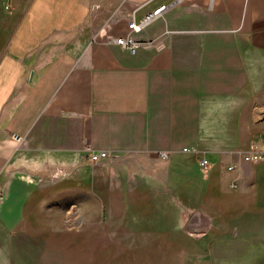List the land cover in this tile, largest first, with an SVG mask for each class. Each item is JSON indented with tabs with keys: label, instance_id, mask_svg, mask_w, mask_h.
<instances>
[{
	"label": "crops",
	"instance_id": "0c3cea01",
	"mask_svg": "<svg viewBox=\"0 0 264 264\" xmlns=\"http://www.w3.org/2000/svg\"><path fill=\"white\" fill-rule=\"evenodd\" d=\"M250 149L264 0H0V264H264Z\"/></svg>",
	"mask_w": 264,
	"mask_h": 264
},
{
	"label": "built area",
	"instance_id": "2783aa9c",
	"mask_svg": "<svg viewBox=\"0 0 264 264\" xmlns=\"http://www.w3.org/2000/svg\"><path fill=\"white\" fill-rule=\"evenodd\" d=\"M173 4L174 2L170 4H161L156 8L152 9L151 11L147 12L146 14H144L138 21H134V19L131 18L127 24V32L122 36L111 39V41L121 46L122 48L127 49L130 53H133L135 49L141 44V42L134 39L133 35L141 31L145 26H147L152 21L161 17L163 12L169 7H171ZM13 138L16 141L21 142V138L19 136L13 135ZM183 149L187 150V148H183ZM84 150L86 153L87 160L93 164L98 163L101 160L108 157L107 152L105 151L95 152L88 146L85 147ZM157 156L159 158H165L167 154L165 152H158ZM242 160L244 162H249V163L261 162L264 160V152L258 151L256 149H250L249 151L245 152L242 155ZM198 165L200 169L204 171L209 169L208 161L204 157L198 159ZM227 169L230 170L231 166H228Z\"/></svg>",
	"mask_w": 264,
	"mask_h": 264
},
{
	"label": "rangeland",
	"instance_id": "374dc122",
	"mask_svg": "<svg viewBox=\"0 0 264 264\" xmlns=\"http://www.w3.org/2000/svg\"><path fill=\"white\" fill-rule=\"evenodd\" d=\"M71 203H73V202H71ZM83 204H84V207L91 208V202H83ZM98 209L101 210V211H103L105 209V205L103 204V202H99ZM100 219H102V216L100 217ZM163 226H165V225L163 224ZM195 262L197 264L198 260L195 259Z\"/></svg>",
	"mask_w": 264,
	"mask_h": 264
}]
</instances>
